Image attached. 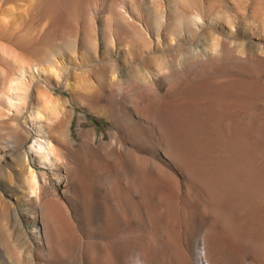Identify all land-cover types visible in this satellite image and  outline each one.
<instances>
[{"label":"rangeland","instance_id":"obj_1","mask_svg":"<svg viewBox=\"0 0 264 264\" xmlns=\"http://www.w3.org/2000/svg\"><path fill=\"white\" fill-rule=\"evenodd\" d=\"M0 264H264V0H0Z\"/></svg>","mask_w":264,"mask_h":264},{"label":"bare ground","instance_id":"obj_2","mask_svg":"<svg viewBox=\"0 0 264 264\" xmlns=\"http://www.w3.org/2000/svg\"><path fill=\"white\" fill-rule=\"evenodd\" d=\"M204 22V21H203ZM190 78V77H189ZM123 91V90H122ZM172 147H173V144H172ZM41 148H42V150H43V152H45L46 153V149H48V148H46L44 145H42L41 146ZM175 148V146L173 147V148H171V150L172 149H174ZM38 150V149H37ZM178 152V151H177ZM127 153V152H126ZM173 155H174V150H173V153H172ZM46 157H47V155H46ZM30 185H31V188L33 189V191L34 192H36V188H37V182H36V179H35V177H34V175H32V176H30ZM125 201V200H124ZM128 203V202H127Z\"/></svg>","mask_w":264,"mask_h":264}]
</instances>
